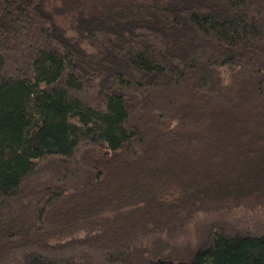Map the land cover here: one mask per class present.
Masks as SVG:
<instances>
[{"label":"trees","instance_id":"obj_1","mask_svg":"<svg viewBox=\"0 0 264 264\" xmlns=\"http://www.w3.org/2000/svg\"><path fill=\"white\" fill-rule=\"evenodd\" d=\"M102 3L0 0V264H264V0Z\"/></svg>","mask_w":264,"mask_h":264},{"label":"rangeland","instance_id":"obj_2","mask_svg":"<svg viewBox=\"0 0 264 264\" xmlns=\"http://www.w3.org/2000/svg\"><path fill=\"white\" fill-rule=\"evenodd\" d=\"M57 5L58 23H62L63 17L77 10H87L97 5V8L103 6V1L106 0H53Z\"/></svg>","mask_w":264,"mask_h":264}]
</instances>
